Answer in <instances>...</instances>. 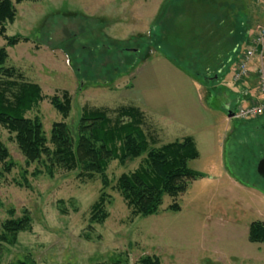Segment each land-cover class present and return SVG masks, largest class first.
Segmentation results:
<instances>
[{
    "label": "rangeland",
    "instance_id": "rangeland-1",
    "mask_svg": "<svg viewBox=\"0 0 264 264\" xmlns=\"http://www.w3.org/2000/svg\"><path fill=\"white\" fill-rule=\"evenodd\" d=\"M163 1L36 0L15 5V22L0 33V49L8 54L4 67L13 72V77L3 80L41 87L44 99L27 118L39 119L48 139L52 126L61 122L76 135L84 108L114 109L130 102L121 98L125 95L121 90L135 65L151 58L155 44H163L170 55L172 46L178 45L177 52L182 53L181 47L193 35L189 29H196L198 14L182 4L168 8L169 2L179 0H165L159 6ZM250 2V14L248 8L245 13L238 10L235 22L251 26L249 36L254 39L264 28V0ZM180 17L188 22L185 26L180 25ZM157 20H161L158 26ZM16 36L20 43L9 47L6 38ZM247 43L241 44L240 51ZM198 63L180 65L215 94L219 89L211 88L218 83L233 86L230 74L236 62L210 84L200 77L208 74ZM206 65L214 69L216 63ZM66 93L72 110L65 119L51 100ZM210 101L218 124L210 141L199 138L200 157L189 163L197 179L178 198L166 197L159 213L149 217L133 216L117 188L119 178L138 169L145 157L127 164L110 163V185L104 190L100 177L85 180L79 172L65 170L51 175L46 159L28 163L15 135L0 126V142L12 164L11 171L0 177V236L8 220L25 214L31 218V230L20 233L15 243L0 241V264L27 260L139 264L145 257H156L161 264H264V244L249 241L250 225L264 222V181L256 170L264 157V124L258 121L252 127L236 118L225 124L228 114L221 113V100ZM150 130L148 136H155ZM169 142L162 137L156 147ZM103 193L105 219L92 220V208ZM174 205L179 211L170 209Z\"/></svg>",
    "mask_w": 264,
    "mask_h": 264
},
{
    "label": "trees",
    "instance_id": "trees-1",
    "mask_svg": "<svg viewBox=\"0 0 264 264\" xmlns=\"http://www.w3.org/2000/svg\"><path fill=\"white\" fill-rule=\"evenodd\" d=\"M25 1L36 0H0L1 34L5 33L8 23L13 24L16 20L15 5ZM6 41L9 47H15L20 43L21 38L16 36L6 38ZM23 41L28 42L27 39ZM162 46L155 44L156 50ZM175 48H178V45ZM189 48L193 51L197 50L194 46ZM7 60L6 49H0V126L15 135L17 144L28 163H38L46 159L47 169L51 175L56 170H65L79 172L80 179L93 180L100 177L103 189L106 190L110 185L107 176L110 163L119 161L127 164L145 157L138 169L122 175L117 183L120 195L135 217L157 215L166 197L178 198L186 191L189 183L197 179L198 174L189 168L190 161L200 157L194 139L188 137L156 147L158 146L156 137H149L146 133L151 126L146 121L145 114L132 105L120 104V107L114 109L84 108L76 127V135L66 123L61 122L52 126L48 139L41 121L27 118V114L44 99L41 87L3 80V77H13L12 71L5 70ZM202 63L198 65L203 69H212V66L206 65V62ZM209 77L210 73L201 78L208 84L220 79L217 72L214 73L213 78ZM234 86L237 85L233 84L232 87ZM51 103L63 118H68L72 110V100L67 93L62 99L53 97ZM114 112L116 115L113 118ZM263 119L264 116L248 124L254 127ZM9 158L8 149L0 142V166H2L0 177L11 171L12 164L8 162ZM105 198L106 194L103 193L93 206L92 220L101 217L100 221H104ZM170 209L179 211L177 205ZM3 228L0 241L13 244L20 233L31 230V218L25 214L22 218L10 219ZM249 241L254 244H264V222H254L250 225ZM17 264H35V262L27 260ZM112 264H121V262L116 261ZM139 264L161 263L156 257H145Z\"/></svg>",
    "mask_w": 264,
    "mask_h": 264
},
{
    "label": "crops",
    "instance_id": "crops-1",
    "mask_svg": "<svg viewBox=\"0 0 264 264\" xmlns=\"http://www.w3.org/2000/svg\"><path fill=\"white\" fill-rule=\"evenodd\" d=\"M164 3L165 0L159 6ZM179 4L189 11L196 10L198 14L196 29L194 27L189 29L193 33V35L190 34V41H185L181 47L182 53L177 52V48L173 46L174 54L170 55L163 51V45L153 53L150 59L139 63L133 69L130 80L125 82L126 85L121 90V93L125 95L121 98L130 101L124 102V105H132L145 114L146 121L155 133L157 144L161 142L162 137L169 138V143L191 137L199 151V138L205 136L206 141H210L218 124L211 110L212 98L221 100L220 111L222 114H228L225 117V124L235 120L234 117H230V114L234 115L236 108L250 106L263 100L255 75L257 64L253 63L250 77L237 86L228 85V88L222 83L214 85L211 89H219L216 94L204 88L196 80V75L188 72L180 64L191 61L199 62V64L216 63L214 69L202 68V71L205 74L215 71L214 73L221 75L227 67L237 63L243 53V50L240 51L241 44L244 45L247 41V45H250L253 35L249 36L252 27L244 26V22L241 26H237L235 14L240 9H243L245 13L246 8L250 14L251 2L250 0H192L189 2L179 0L175 3L169 2L168 8ZM205 15L211 18H205ZM155 20L154 18L152 22L154 26ZM186 23L188 22L183 19L180 25L185 26ZM159 24L160 22L157 26ZM189 46H194L197 50L193 51ZM230 78L232 79V71ZM224 81L226 82V79ZM219 121L223 122L221 119ZM259 122L264 124V119Z\"/></svg>",
    "mask_w": 264,
    "mask_h": 264
},
{
    "label": "built area",
    "instance_id": "built-area-1",
    "mask_svg": "<svg viewBox=\"0 0 264 264\" xmlns=\"http://www.w3.org/2000/svg\"><path fill=\"white\" fill-rule=\"evenodd\" d=\"M255 60L258 61V84L263 100L250 106L239 107L236 118L241 121H252L264 116V28L258 30L251 44L243 51L233 72L234 83H241L250 77L251 66Z\"/></svg>",
    "mask_w": 264,
    "mask_h": 264
},
{
    "label": "water",
    "instance_id": "water-1",
    "mask_svg": "<svg viewBox=\"0 0 264 264\" xmlns=\"http://www.w3.org/2000/svg\"><path fill=\"white\" fill-rule=\"evenodd\" d=\"M230 117H234L233 114H230ZM257 175L264 181V157L257 164Z\"/></svg>",
    "mask_w": 264,
    "mask_h": 264
}]
</instances>
